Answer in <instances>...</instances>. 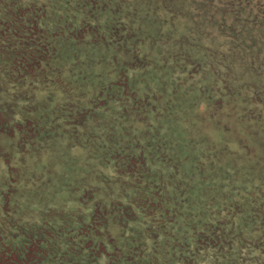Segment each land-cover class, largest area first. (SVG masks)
<instances>
[{
    "label": "rangeland",
    "instance_id": "1",
    "mask_svg": "<svg viewBox=\"0 0 264 264\" xmlns=\"http://www.w3.org/2000/svg\"><path fill=\"white\" fill-rule=\"evenodd\" d=\"M53 238L264 264V0H0L1 260Z\"/></svg>",
    "mask_w": 264,
    "mask_h": 264
},
{
    "label": "trees",
    "instance_id": "2",
    "mask_svg": "<svg viewBox=\"0 0 264 264\" xmlns=\"http://www.w3.org/2000/svg\"><path fill=\"white\" fill-rule=\"evenodd\" d=\"M88 237H90V234H88ZM89 239H91V237ZM41 242H43V244L34 251V255H36L34 256L35 257L34 260H38L40 257L41 259H44L46 258V256H49L51 254L56 255V253L58 254L60 253L59 256L62 257L60 261L61 264H63L64 261H71V264H77V258L75 256L78 251L73 250L70 245L66 246V248H63V246H57L58 244L56 242V238L55 239L53 238V240L51 239L50 242H46V241H41ZM62 245H64V241ZM97 245L101 246V242H97ZM32 246L34 247L33 244ZM18 250H19V255L17 256V258L22 260L23 262L25 260H28L32 256L30 249L21 248ZM1 255L2 252L0 251V264H3L4 261L1 260ZM5 259H7V257Z\"/></svg>",
    "mask_w": 264,
    "mask_h": 264
}]
</instances>
